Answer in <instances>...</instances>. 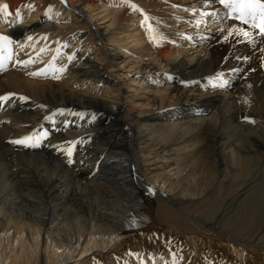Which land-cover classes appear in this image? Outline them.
<instances>
[{"label":"bare ground","instance_id":"6f19581e","mask_svg":"<svg viewBox=\"0 0 264 264\" xmlns=\"http://www.w3.org/2000/svg\"><path fill=\"white\" fill-rule=\"evenodd\" d=\"M248 2H176L193 16L221 12L216 13L215 24L222 28L212 38L194 22L188 31L174 36L172 27L160 20L161 13L149 16L135 0H55L51 4L0 0V37L5 38L0 39V97H5L0 100V182L8 185L9 196L18 190L32 192L44 202V209L52 206L65 212L83 191L84 200L98 204L89 206L75 235L81 238L89 230L85 225L93 221V229L110 231V238L99 242L110 246L125 227L132 228L125 217L131 212L136 215L133 209L142 207V194H153L176 210L174 203L181 200L216 194L222 182L256 181L260 169L264 171V111L255 112L264 104V35L251 23L236 19L241 3ZM254 2L264 4V0ZM227 3L231 8L219 11L224 9L220 4ZM130 7L135 17L120 19ZM182 18L170 23L183 24ZM256 23H260L258 9ZM55 133L62 141L76 138L86 144L78 169L90 172L96 167L94 177L80 182L79 170L67 168L65 155L46 151L43 145ZM26 136L31 137L27 144L13 142ZM39 137L40 148L30 147ZM136 145L153 147L140 154ZM10 156L26 165L17 177L7 172ZM156 165L166 167L165 178ZM64 178L68 186L70 182L77 187L64 189ZM260 183L245 194L237 192L223 205L238 200L251 203L255 197L259 202L264 198V179ZM191 218L199 226L208 224L200 217ZM28 219H7L5 230L17 243H24L28 232L29 250L42 244L54 256L63 252L60 264H65L74 234L55 230L44 215ZM132 222L137 227L145 220ZM224 236L259 249L251 240Z\"/></svg>","mask_w":264,"mask_h":264},{"label":"rangeland","instance_id":"374dc122","mask_svg":"<svg viewBox=\"0 0 264 264\" xmlns=\"http://www.w3.org/2000/svg\"><path fill=\"white\" fill-rule=\"evenodd\" d=\"M43 1L51 4L55 0ZM183 1L184 0H181L182 3ZM162 2L164 3V6L167 5L165 7L166 9L159 6V3ZM174 2L175 3H172V1L170 2L167 0H135V5H139V9H141V11L143 10L145 13H148L149 16H152L154 12H157L159 14L161 13L162 18L160 20L168 23L169 26L172 27L174 36H180L182 32H186L189 30V28H192L193 26L191 25V22L197 23V26H199L198 23H200L201 27L203 26V28L205 29L204 33H210L212 38L217 36V30L219 28H222V26L215 24V22L219 20V15H215L216 13L219 14L221 12H208L205 15L203 13H195L196 15L193 16L191 13H189V9L178 6L176 2H179V0H174ZM149 4L152 6H150ZM229 5L230 4L228 3L220 4V6L224 9H220L219 11H222V13L225 12L227 9L231 8ZM153 7L154 10L152 11ZM177 9L178 15L176 14ZM194 9L195 8H193V11H195ZM132 10L133 7L125 9V11H123L122 15L120 16V19H129V17H135L133 16V13H131ZM181 15L184 18L183 24L176 25V23H170V21L178 18V16ZM219 22L224 24L225 20H220ZM196 37L199 38L200 36ZM192 38L195 37H191L190 40H192ZM202 38L203 37H201V39ZM263 105L264 104H262V106H259V112H255L258 114L261 112L260 115L263 114ZM238 106H240V104ZM125 116L128 117L127 115ZM42 131L43 129L39 132V134H41ZM55 134H53V139L52 137L50 138V144L49 142H46L43 145L45 146L46 151L52 150L56 152L57 155H65L64 160L68 165L67 168L69 170L72 169V172H75L76 170L78 171V168H80L78 167V163L80 160L79 157L86 153V144H82L81 142L83 141L76 140V138L71 142H65L64 139L63 142V138L58 133ZM54 138L57 139V142H55L56 139ZM41 142L42 139L39 137L31 143L30 147L35 149L36 146H38L40 148ZM90 143L92 142L90 141ZM90 143H88V145H91ZM152 145H147L149 147H146V149L140 148L139 145H136L135 149L137 153H147L150 151V149H152L150 147L155 146ZM63 146L66 150L67 148L72 146L73 154L71 153V163H69L68 161L69 156L67 154V151L65 149V152L64 150H62L64 148ZM77 148H79L80 150ZM17 160L18 158L14 156H10L8 159L9 169L7 172L13 177L15 176V174H17L16 177L20 175L19 173L23 171L22 168L26 166L21 160ZM10 162L12 166L10 165ZM14 166L16 167V169ZM27 168L31 171V173L34 172V168H32V166H30V168L29 166H27ZM165 168L166 167L162 165H156L155 168L162 178H165V176H167L168 174V171ZM262 170L263 169L261 168V176L256 179V181L247 183L246 180H242L237 183L233 182V184L232 182H222L219 185L216 194L203 196L204 198L200 197L197 200H181V202L179 203H174L176 204V210H174L175 208H172L171 205L167 206L166 202H164L162 199H157L153 194H142V207L133 209V211L136 212V215H133L132 212L129 213V220L127 217H125L128 223L133 224L132 228H129L128 226L125 227V229L121 231L122 233L119 235L117 242L110 246H103L102 243H99L100 241L105 240V238H110V231L106 230L103 227L101 229L96 227L93 229L92 226L95 225V222L93 221L91 223L89 222V225H85V227L89 229L86 230L88 233L85 232L84 234H82L83 236H81V238H78L80 236H76V233H78L79 231L77 229V226L82 225L83 227L80 219L82 218L83 221L84 219H86V213L88 212L89 206L96 202L95 200H89L88 202L87 200H84L83 196H80L82 195L83 191L79 194V197L81 198H78V200L76 201H72L71 208L69 209V206H67L68 210L64 212V210L57 211V209L53 208L52 206V208L50 207L49 210L48 208L44 209V202L41 203L38 199L35 198V195H33L32 192L28 191L20 192L18 190V192L12 196V199V197L7 193L8 185H6V183L0 182V264H60L63 252L60 256H54L49 250H46L47 248L45 246V250H43L44 248L42 249V244H40L41 246L37 249H34V247H32L33 250H29L26 247L27 241L29 242L31 238L28 232L26 233L25 242L17 243L16 237L9 235V233H7V230H5L6 222H8L7 219L11 218L12 221H17L18 219H22L21 221H29V215L33 217L44 215L45 218L50 219V222H53L51 223V225L53 226V228H55V230H57L58 228H62V231L65 230L66 232L67 230H69L70 235L74 234L75 237L72 238L74 245H72V247L74 250L71 249L72 247L69 248L68 251L70 252V259H68V262L66 261L65 264H264V250H262L264 248V223H261L262 218H264V198H261L258 202V199L255 197L254 201L251 203L238 200L233 202L234 204H230L231 206H224L226 205L225 203H227L226 201L231 199L237 192H240V195L245 194L249 192L254 186L261 184V179H264V171ZM98 171L99 169H97L96 167L90 172H86L85 170L80 169V173L76 178H79L78 180L80 182L81 180L84 181L85 178L91 179L95 176V174L98 173ZM80 175H82L84 178L80 179ZM177 175L178 174H176L175 178L176 181L178 180ZM65 179L66 178L63 179V185L66 184L64 183ZM183 182H187V180L184 179ZM67 183H69V186L68 184H66L64 189L68 190L71 187V190H73L77 187L75 183ZM261 190H264V188ZM2 192H6L7 194H3ZM39 203H41V206ZM97 204L98 201L96 202V205ZM111 208L112 207H110V209ZM69 212L73 213L69 214ZM2 215L6 218H2ZM191 217H200L204 221H207L208 224L205 226L206 223L202 222L201 220L202 223L201 226H199L193 222L194 220L190 221ZM4 219L6 221H4ZM134 220H145V223H140L139 226L135 227L134 223L132 222ZM78 222L80 223L78 224ZM12 225L14 224H11V226ZM221 229H225V231H222ZM11 232L12 231H10V233ZM225 234L231 237H240L242 239L251 240L259 246V249H257L254 244L253 246L242 245L241 243L231 241L224 236ZM33 239L38 241L36 237H34ZM34 240L31 241V244H35L36 241ZM90 241L92 242V244ZM261 246L263 247L262 249H260Z\"/></svg>","mask_w":264,"mask_h":264},{"label":"snow or ice","instance_id":"6c2138e0","mask_svg":"<svg viewBox=\"0 0 264 264\" xmlns=\"http://www.w3.org/2000/svg\"><path fill=\"white\" fill-rule=\"evenodd\" d=\"M63 2V0H62ZM223 3L224 0H221ZM257 9H259V17H260V23H256V16H257ZM17 16H19V12H17ZM251 18V19H250ZM241 23L249 24L251 23V27L258 28L259 32L264 35V4H258L254 2V0H249L248 3H241L240 5V15L236 17ZM243 35L247 36L248 33L245 31L243 32ZM0 39H5L4 37H0ZM5 99V97H0V100ZM31 139V137H24L20 140L13 141L17 144H27L28 141ZM67 154L69 156V163H71V153L72 149L69 147L67 150ZM151 191V190H149Z\"/></svg>","mask_w":264,"mask_h":264}]
</instances>
